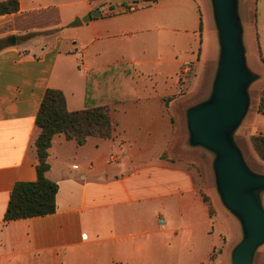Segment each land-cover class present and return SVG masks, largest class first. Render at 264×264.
<instances>
[{"label": "crops", "instance_id": "crops-1", "mask_svg": "<svg viewBox=\"0 0 264 264\" xmlns=\"http://www.w3.org/2000/svg\"><path fill=\"white\" fill-rule=\"evenodd\" d=\"M19 4L0 16V264H212L228 253L238 224L192 161L200 148L178 108L203 96L217 68L211 1ZM76 18L83 23L69 28ZM50 88L70 112L108 106L112 136L79 145L55 135L47 177L59 186L56 212L6 221L15 184L37 180L36 118Z\"/></svg>", "mask_w": 264, "mask_h": 264}, {"label": "water", "instance_id": "water-1", "mask_svg": "<svg viewBox=\"0 0 264 264\" xmlns=\"http://www.w3.org/2000/svg\"><path fill=\"white\" fill-rule=\"evenodd\" d=\"M210 1L219 56L210 95L186 110L188 143L214 155L217 194L240 225L242 238L231 251V264H254L264 246V174L249 168L234 137L249 112V89L259 75L247 65L239 0ZM93 16L100 17L101 10ZM83 21L76 18L68 27H78ZM15 42V37L10 39Z\"/></svg>", "mask_w": 264, "mask_h": 264}, {"label": "trees", "instance_id": "trees-1", "mask_svg": "<svg viewBox=\"0 0 264 264\" xmlns=\"http://www.w3.org/2000/svg\"><path fill=\"white\" fill-rule=\"evenodd\" d=\"M19 10V0L0 1V16L14 14ZM200 28L202 29V23ZM258 111L264 115V90ZM36 125L40 131L35 140L37 180L15 184L5 214L6 221L47 216L56 212L59 186L47 177L51 168L48 162L49 149L55 135L64 134L67 139L83 145L90 137L110 138L113 130L108 106L70 112L63 92L51 88L45 92ZM251 142L258 156L264 161L263 138L253 135ZM205 201L210 204L207 197Z\"/></svg>", "mask_w": 264, "mask_h": 264}, {"label": "rangeland", "instance_id": "rangeland-1", "mask_svg": "<svg viewBox=\"0 0 264 264\" xmlns=\"http://www.w3.org/2000/svg\"><path fill=\"white\" fill-rule=\"evenodd\" d=\"M125 4H119L121 7L123 5H129L133 0H119ZM239 14L241 17V22L244 30L243 40L246 48V58L247 65L249 68L255 72L260 74L259 79L254 82L250 89L249 94L251 98V106L249 112L244 119L241 126L235 132V141L237 145L243 152L245 161L247 162L249 168L256 173L264 174V161L258 156L254 146L251 142V137L253 135L260 136V132L264 127V118L263 114L258 111L259 98L262 96L264 90V57L259 50V39H260V47L264 52V0H239ZM50 20L54 21L53 16H49L48 18H42V20ZM213 10L210 13V33H209V41H210V51L212 52L214 48L215 34L213 28ZM258 33L260 38L258 39ZM219 56V47L217 50V62ZM216 66V65H215ZM215 67H212V72L210 75L208 88L205 90L203 96H191L192 94H196L195 90H189V101L184 103V105L178 106L179 110L183 112L185 109H188L192 105L198 103L197 101H202L206 99L211 92L212 83L215 76ZM190 80L188 81V83ZM186 83V84H188ZM184 87H182L183 89ZM183 127L185 134L188 138V127H187V119L186 115L183 120ZM198 153L196 155H192V161L199 164V168L202 169L204 175H207V184L206 187L215 193L217 199L220 201V198L217 194L216 185H215V177L212 169V164L214 160V155L207 150L200 148L196 149ZM262 202L264 206V193L262 194ZM222 204V203H221ZM223 206V205H222ZM225 208V207H224ZM226 210V209H225ZM227 214H229L234 221L238 224L237 234L234 237L232 247L230 251L225 255L221 256L219 253L215 254V260L212 264H231V251L233 247L241 240L242 232L238 221L233 217L227 210ZM217 236L220 233V228H216ZM231 244V243H230ZM254 264H264V246H262L256 254Z\"/></svg>", "mask_w": 264, "mask_h": 264}, {"label": "built area", "instance_id": "built-area-1", "mask_svg": "<svg viewBox=\"0 0 264 264\" xmlns=\"http://www.w3.org/2000/svg\"><path fill=\"white\" fill-rule=\"evenodd\" d=\"M189 71H190V64L189 63H185L183 69L180 72V78L185 80ZM260 136L264 140V130H262L260 132ZM157 221H158V225H159L160 229H165L166 219L164 217H162V216H159Z\"/></svg>", "mask_w": 264, "mask_h": 264}]
</instances>
